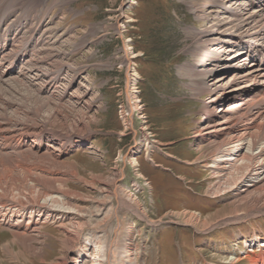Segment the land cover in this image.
Here are the masks:
<instances>
[{
  "label": "rangeland",
  "instance_id": "374dc122",
  "mask_svg": "<svg viewBox=\"0 0 264 264\" xmlns=\"http://www.w3.org/2000/svg\"><path fill=\"white\" fill-rule=\"evenodd\" d=\"M16 1L20 2L14 15H21L27 5L30 25H40V32L47 31V36H52L50 42L65 55L53 56V65L60 63L63 67L53 93L41 89L47 78L37 72H17L0 79V131L7 136L0 139V157L7 158L11 166L30 170L41 191L49 187L45 176L58 175L60 180L56 182L76 193L69 202L84 209L83 218L92 222L103 215L95 216L94 210L101 207L105 213L113 201L104 202L103 181L122 170L116 181L124 192L119 193L125 200L135 199L148 219L119 210V229L114 232L117 220L110 219L113 221L101 234L115 253L131 242L135 250L133 264H249L245 258L248 253L261 254L264 213L223 224L217 223L221 219H214L218 225L213 223L209 229L185 223V212L206 219L237 198L235 192L219 196L209 192L218 182L215 168L208 167L213 148L193 136L204 121V107L211 94L199 91L201 75L193 67L202 59L211 60L205 52L208 47L223 49L198 34L201 28L212 25L204 17H195L188 8L192 1L199 0ZM211 7L209 1L204 16L214 15ZM215 15V19L224 18L223 13ZM230 54L236 52L225 56ZM69 64L73 66L68 68ZM39 66L43 72L51 70L49 74L58 70L48 68L44 62ZM206 76L209 79L210 73ZM70 78L76 81L71 83L74 91L81 86L74 97L66 91ZM133 79L135 82L130 84ZM85 90L88 93L83 97ZM220 104L218 101L209 106L216 111L222 109ZM82 123L90 126V131L84 132L89 133L88 138L54 163L48 151L39 152L47 157L29 158L19 155L28 148L21 150L14 144L32 133L29 127L48 132L77 131ZM138 142L142 143L130 152ZM10 143L14 148L2 146ZM24 190L20 197L24 202L14 203L18 209L27 206L26 200L31 198L28 187ZM3 198L10 199L11 195L2 193ZM64 216L67 224L79 222L75 215ZM131 221L135 234L128 235L126 226ZM60 223L51 219L44 225L42 232L46 234L40 237L43 243H35L44 249L39 255L18 242L9 243L11 253L3 252L4 245L13 241V234L10 228L0 225V264H54L63 256L80 257L75 255L76 250L67 254L61 242L64 232L57 226ZM89 232H83L76 249L82 250ZM87 255L80 257V264H92L93 258ZM117 255L119 252L112 264H116ZM236 256L241 259L232 261Z\"/></svg>",
  "mask_w": 264,
  "mask_h": 264
},
{
  "label": "bare ground",
  "instance_id": "6f19581e",
  "mask_svg": "<svg viewBox=\"0 0 264 264\" xmlns=\"http://www.w3.org/2000/svg\"><path fill=\"white\" fill-rule=\"evenodd\" d=\"M209 1L212 3L210 13L213 12L214 15L204 16L203 11ZM209 1H192L188 7L195 17H204L212 22L211 26L201 28L198 34L204 38V41H208L212 45L220 44V49L223 48L216 50L208 47L205 52L206 55H209L208 59L211 60L205 62L202 59V62L199 61L195 65L196 68L193 67L195 72L201 75L199 91L204 89L211 93L204 107V121L197 126L193 136L201 141H207L208 145L213 148L208 156L212 159L208 167L215 168L213 174L217 177L218 182L209 188V192L215 196L223 193L234 195L235 192L237 198L230 201L224 210L216 211L209 218L205 217L206 219H202L196 213L188 214L185 212V223L193 225L197 229L211 228V225L216 223L213 222L214 219H221L217 223L223 224L228 221H239L253 214L264 213V0ZM18 2L16 0H0V79L13 76L17 72L21 75L22 73L30 72L33 74L37 72L47 78L46 84L41 89L44 92H52L56 89L59 80L58 74L63 71L60 63L57 66L53 65V56H64L65 52L50 42L49 37L52 36H47V31L40 32V25H30L32 20L25 9L28 8L27 5L22 8L21 15H14L13 11L16 10ZM216 13H223L224 18L215 19ZM45 43H48L47 47ZM235 49L238 51L236 54L225 56ZM43 62L48 68L58 69L57 72L49 74L51 70L49 73L41 71L39 65ZM37 64L38 66L35 67ZM68 66L71 68L73 65L69 64ZM209 73L208 79L206 75ZM74 78H70L71 82L66 87V91H69L68 94L71 97L76 96L81 90V86L77 88L78 91L73 90L74 86L71 83L76 82ZM130 82L132 84L135 79ZM86 93H88L86 90L82 92L83 97ZM218 101L223 107L214 111L209 104ZM30 130L31 134L22 136L14 143L16 148H28V151L25 150L19 155H28L29 158H36L38 155L37 157L43 158L47 156L44 153H40V155L39 152L45 150L51 153L50 157L53 161L51 163H54L65 153L84 143L88 138L90 126L82 123L81 126L77 127V131H50L51 133L36 126L29 127L28 131ZM86 131L88 132L84 133ZM5 137L7 136L0 131V139ZM140 143L142 142L134 145L130 152L134 153ZM2 146L7 149L14 148L12 143ZM89 147L91 148L92 145ZM3 157H0V192L11 195L13 198L0 199V225L10 228L13 234V241L11 240L4 245L3 252L11 253L12 250L10 246L8 247L9 243L14 242L16 244L18 242L28 248L32 254H41L44 250L43 247H39L35 243H43L40 237L46 234L42 232L44 225L49 220L54 219L62 222L57 226L64 232L61 242L68 250L67 254L76 250L75 255L80 254V257L88 256L87 254L91 255L92 264H112L114 256L119 252L116 264H133L131 260H133L132 255L135 250L133 251L131 242H128L124 248H117L115 253L112 252L111 243L106 246L107 241L103 238L105 235L101 234L107 230L109 223L113 221L110 219L117 220L114 232L119 229L121 225L119 210H129L143 219H148L147 214L135 199L125 200L123 195L121 196L119 193V191L124 192L116 181L122 173L121 169L119 173H115L109 178L110 180L103 181L104 186L101 189L106 192V197L103 200L105 202L113 199V201L105 213H103V209H100L101 207L94 210L95 216L103 215L101 219L92 222L90 219L85 220V217L83 218L82 211L84 209L69 202L71 195L76 193L65 186L66 184H58L56 182L60 180L58 175L52 178L48 177V179L45 176L44 181L49 187H46V191H41L36 187L38 184H35L38 179L32 176L33 173L30 170L18 168L17 165L11 166L7 158ZM131 160V163H134V159ZM69 173L71 174V172ZM17 183L19 184L17 185ZM85 183L93 184L92 182ZM25 187H28L31 198L26 200L27 206L18 209L14 203L17 201L24 202L20 197L25 193ZM241 202L243 205H239ZM93 213H90L91 217ZM65 214L69 217L75 215L79 218V222L65 223ZM80 218H82L81 221ZM126 228L128 235L135 234L133 221L129 222ZM86 230L90 232L82 250H78L76 248L80 237ZM262 251L259 255L251 254L249 256L250 253H248L245 258L250 261L249 264H264V249ZM80 257L63 256L56 259L54 264H67L71 260L73 261L72 264H80L82 263ZM240 259L236 256L232 258V261L236 262Z\"/></svg>",
  "mask_w": 264,
  "mask_h": 264
}]
</instances>
